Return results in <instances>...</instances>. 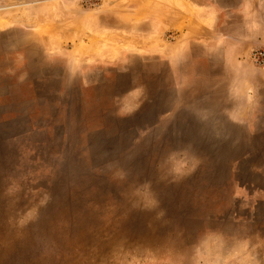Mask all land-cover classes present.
<instances>
[{
  "label": "rangeland",
  "instance_id": "1",
  "mask_svg": "<svg viewBox=\"0 0 264 264\" xmlns=\"http://www.w3.org/2000/svg\"><path fill=\"white\" fill-rule=\"evenodd\" d=\"M258 50L264 0H0V264H264Z\"/></svg>",
  "mask_w": 264,
  "mask_h": 264
},
{
  "label": "built area",
  "instance_id": "2",
  "mask_svg": "<svg viewBox=\"0 0 264 264\" xmlns=\"http://www.w3.org/2000/svg\"><path fill=\"white\" fill-rule=\"evenodd\" d=\"M253 58L259 64H263L264 63V51L263 50L254 51Z\"/></svg>",
  "mask_w": 264,
  "mask_h": 264
},
{
  "label": "crops",
  "instance_id": "3",
  "mask_svg": "<svg viewBox=\"0 0 264 264\" xmlns=\"http://www.w3.org/2000/svg\"><path fill=\"white\" fill-rule=\"evenodd\" d=\"M244 31H245V33H248V30H247V29H245ZM244 40H245V39H244ZM230 50H231V47H230Z\"/></svg>",
  "mask_w": 264,
  "mask_h": 264
}]
</instances>
